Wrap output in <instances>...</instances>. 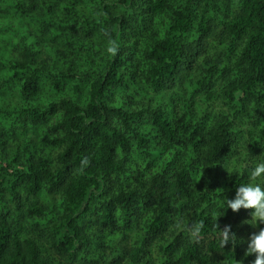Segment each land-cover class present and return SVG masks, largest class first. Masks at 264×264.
I'll return each instance as SVG.
<instances>
[{
  "label": "trees",
  "instance_id": "16d2710c",
  "mask_svg": "<svg viewBox=\"0 0 264 264\" xmlns=\"http://www.w3.org/2000/svg\"><path fill=\"white\" fill-rule=\"evenodd\" d=\"M51 1L13 0L11 8L21 15L39 8L47 20L57 8L41 30L49 34L56 24L65 45L99 36L119 47L95 70L74 68L62 48L55 49L61 66H52L39 40L7 28L11 56L0 68L19 83L22 104L0 108V264H252L247 239L264 225L246 222L252 209L224 211V201L250 179L228 166L243 135L236 115L251 116L249 145L264 153V0L233 1L225 20L219 0H91L90 14L85 0ZM217 38L225 49L215 53L209 41ZM89 72L86 97L64 93L69 79L80 93ZM183 82L191 98L219 93L235 103L233 116L206 125L188 99L168 107L145 101ZM8 138L16 153L6 162ZM150 144L171 157L143 170L138 156ZM84 156L90 163L81 171ZM43 196L55 197L54 209ZM198 222L204 229L194 239L189 229ZM216 222L231 226L234 247H220Z\"/></svg>",
  "mask_w": 264,
  "mask_h": 264
},
{
  "label": "rangeland",
  "instance_id": "374dc122",
  "mask_svg": "<svg viewBox=\"0 0 264 264\" xmlns=\"http://www.w3.org/2000/svg\"><path fill=\"white\" fill-rule=\"evenodd\" d=\"M13 0H0V59L10 57L11 50H8V42L5 40L9 36L10 38L13 36V32L8 30L7 28H15L17 26L20 33L27 39V42H35V40H39L42 45L40 49L44 48L42 56H48L47 61L52 66H61L62 57L59 56V53L56 54L55 49H63L68 51V58L70 59V64H73V67L78 70L87 69L91 66L92 69L100 68L105 60L106 56V48L107 44L101 39V37L96 36L92 42H84L78 43L77 45L68 46L64 44L63 33L57 28V25H53V27L48 28V33L43 35L41 27L43 23H47L51 20H54L56 9L48 10L49 20L45 19L42 14V10L36 8L35 10L29 12L28 14L21 15L19 13H14L13 8H11V2ZM46 2L47 5H52L51 0H41ZM233 1L236 0H219L220 7L222 8V12L218 13L219 20H225V14L229 13L231 9L229 6L233 4ZM227 3L226 7L223 3ZM85 3H88V9H86L87 13L90 14V10H92L91 0H85ZM40 6H42L40 4ZM41 8V7H40ZM31 30V31H30ZM36 35H33V33ZM193 38L194 34L190 35ZM211 43L210 48L213 52H221V50L225 49V44L221 43L218 38L211 39L209 41ZM51 47V49H50ZM52 47L54 49H52ZM6 50L7 52H4ZM70 52V53H69ZM94 77V72L86 73L84 77L78 81V84L81 88L80 93H76L73 91L72 86L76 83L75 80H67L64 85V93L71 95L72 97H76L77 99H81L87 96L89 85L88 81ZM48 76L45 75L43 77V86L46 89H51L50 81L48 80ZM47 91V90H46ZM148 99L145 101H149L155 104H162L165 106H169L171 102H174V99L179 100L180 102L183 99H188L190 102L195 103V105H188L189 111L193 114L194 118L202 119L204 124H208L213 116L220 114H228L233 116L232 108L235 103L224 98L221 94L216 93L210 100H206L205 93L200 92L196 93L192 96L190 94V88L187 87V82H183L178 85L174 90L162 91L159 93H153ZM49 94L55 96L53 91H50ZM114 95V94H113ZM113 95L110 96V101L112 100ZM47 101V97L44 95L38 102L42 105ZM118 102L121 103L122 100L118 99ZM243 103L247 107V111H250V102L249 99L246 98L243 100ZM21 88L19 87V83L14 81L11 76V72H9L5 67L0 68V108H4L9 110L10 106L21 105ZM192 107V109H191ZM237 116V117H236ZM233 120L235 124V130H242L243 135L240 136L239 142L237 143V147L234 149V154L231 160L228 163L230 168H241L246 169L250 168L254 162H257L259 158L264 157V153L261 151H254L249 145L247 130L251 128V121L249 120L251 116L247 115H236ZM253 116V114H252ZM1 120V117H0ZM37 132L39 138L40 134H43V127L37 128ZM5 133V132H4ZM28 134H32V131H27ZM23 137L19 136L21 140ZM9 139V145L7 146L5 152L2 154L4 161L7 162L8 157L12 153H16L15 148V140ZM253 144V143H251ZM257 149H260L259 146H256ZM264 148V147H263ZM176 151L177 148L172 149L169 152ZM178 153L181 152L180 149L177 150ZM148 155L142 152V155L139 157V165L143 170H156L160 168L163 163L168 162L171 155L168 156V152L164 150L161 146L156 147L154 144H150L147 149ZM167 156V157H166ZM166 157V158H165ZM162 167V166H161ZM227 171V170H226ZM48 206L54 209L56 204L55 197L53 196H43L42 198ZM253 211V210H252ZM50 219L48 215H46V221ZM20 224H24V221H21ZM217 238H220L219 233H217Z\"/></svg>",
  "mask_w": 264,
  "mask_h": 264
},
{
  "label": "clouds",
  "instance_id": "9594fccd",
  "mask_svg": "<svg viewBox=\"0 0 264 264\" xmlns=\"http://www.w3.org/2000/svg\"><path fill=\"white\" fill-rule=\"evenodd\" d=\"M118 43L115 40H109L106 51L115 55L118 50ZM90 161L84 156L80 161L81 171L89 165ZM249 175V181L239 184L235 190L234 197L226 198L224 201V211L231 209L233 212L241 208L252 209L251 219L246 221L254 228L258 225H264V157L259 158L250 168H246ZM220 215L215 216V220ZM216 227L220 235V247L231 244L233 247L237 243V237L231 231L230 225H225L219 229L217 222ZM204 229V224L198 222L190 226L191 236L198 238ZM245 255H254L252 264H264V227H258L257 231L252 232L247 239V248ZM242 264V262H240Z\"/></svg>",
  "mask_w": 264,
  "mask_h": 264
}]
</instances>
